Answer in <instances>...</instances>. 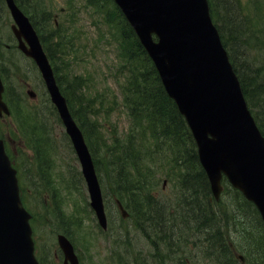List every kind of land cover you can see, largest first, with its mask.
Masks as SVG:
<instances>
[{
	"label": "trees",
	"instance_id": "16d2710c",
	"mask_svg": "<svg viewBox=\"0 0 264 264\" xmlns=\"http://www.w3.org/2000/svg\"><path fill=\"white\" fill-rule=\"evenodd\" d=\"M18 2L36 25L40 21L42 27L48 26L47 17L50 14L46 11L40 13L38 10L42 3H35L33 0ZM104 2L113 4L112 0ZM209 4L214 23L240 78L244 95L264 134V0H209ZM112 12L113 19L108 15L105 16V21L114 28L112 37L116 41L117 53L122 61L120 68L127 75L123 106L133 121L134 130L126 139L128 144L123 145L124 140L118 137L108 146L112 157L106 172L111 175L114 188L117 185L115 194H118L126 207L132 208L141 231H144L158 251L159 240L162 241L167 255L170 256V261L165 264H186L190 261L189 258L186 260L187 251L184 245L189 243L187 232L192 230L198 232L196 235L199 237V244L196 245L200 259H209L212 264H242L235 258L222 229L226 222L240 217L253 226L258 227L261 223L264 229L258 211L239 191L231 187L228 192L234 193L235 197H229V194L221 202L212 199L209 183L199 164L196 144L186 121L178 112L175 103L167 96L152 62L132 28L117 8ZM49 29L45 34L41 33V39L59 74L62 72L59 60L65 61L68 52L61 43L56 46L62 50H56L49 44L48 37L53 35ZM247 49L258 50L260 66H255L248 58ZM57 51L60 53L58 58ZM61 74L59 77L64 79ZM66 85L67 82H63V92H66ZM97 101L105 103L102 98ZM95 102L96 99L90 98L86 100V105L93 107ZM75 107L74 104L71 105L72 114L80 125H87L93 130L89 113H85L82 102ZM30 120L34 119L28 118L27 122ZM147 134L149 138L144 139ZM143 151L148 159L156 152L159 154L158 159L154 157L153 163H145L142 158ZM132 158L134 159L131 160ZM96 163L100 164L98 160ZM144 165L147 168H143ZM162 168L166 169L167 177L178 174V185L183 192L180 201L175 199L174 202H160L153 193H147V198L142 196L145 189L141 183L142 176L136 177L133 170L141 169L142 175L151 183V192L157 185L152 177ZM126 169L131 171L126 172ZM112 174H116V177L113 178ZM224 202L231 204L225 210L220 205ZM63 224L66 225L64 232L69 234V225ZM184 232L186 234L182 235ZM200 234L204 235L206 244L200 240ZM253 248V245L245 248L248 252L245 264H264V240L255 247L257 249Z\"/></svg>",
	"mask_w": 264,
	"mask_h": 264
},
{
	"label": "water",
	"instance_id": "95a60500",
	"mask_svg": "<svg viewBox=\"0 0 264 264\" xmlns=\"http://www.w3.org/2000/svg\"><path fill=\"white\" fill-rule=\"evenodd\" d=\"M114 1L154 62L168 96L185 117L214 194L218 197L221 191L224 173L257 205L264 221V137L251 116L240 81L213 24L208 0ZM6 2L16 24L12 30L19 47L35 60L45 79L81 163L90 205L106 227L101 187L82 133L59 92L29 19L14 0ZM2 92L0 80V114L8 112ZM30 218L19 200L16 171L0 140V264H39L34 256ZM59 242L67 259L78 264L69 241L61 235Z\"/></svg>",
	"mask_w": 264,
	"mask_h": 264
},
{
	"label": "rangeland",
	"instance_id": "374dc122",
	"mask_svg": "<svg viewBox=\"0 0 264 264\" xmlns=\"http://www.w3.org/2000/svg\"><path fill=\"white\" fill-rule=\"evenodd\" d=\"M39 3L42 2L45 6L46 9L51 10V5H54V10L55 13L59 12V9L61 8H66L67 7V0H37ZM102 1V0H101ZM81 5L84 4V1H80ZM33 4V3H32ZM43 4L40 6L43 8ZM76 9L77 12L75 13L74 17L79 19L80 22L78 23V26L80 27V30L82 31L79 33V39L81 40L82 43H84L87 47V53H91V61L88 64L86 62V65H75L74 68L72 67L71 69L75 73H89L91 74V77L89 78L88 85L86 90H89L93 95L97 93L101 94H106L110 100L111 103H113V100H115V97L119 99V93H118V87L116 84V80L113 77V74L110 72H107L104 68V61L112 62L114 58V64H115V57L113 53V48L109 46L107 41L104 43V39L102 41L99 40L97 41L96 36H97V31L94 27V24L91 23V17L87 14V10H84L78 2L76 4V7L73 8ZM58 10V12H57ZM70 11L69 13L72 14V10H67ZM91 9H89L88 13L90 12ZM93 15V14H92ZM98 14H95L94 16H97ZM111 18L113 19V12L111 13ZM70 22V21H68ZM13 25V20L10 15V12L8 11L5 2L3 0H0V45L2 47L1 49V62L5 65V75L8 80L9 86L11 89L15 90L19 96L22 98L21 104L22 106L29 110L31 113L38 115V117L41 119L40 121L45 124L46 128H49V138L50 139H55L56 144H57V151L56 155H54V150L53 147H49L48 153L50 154V149H52L51 154H53L54 157V168L52 169V172L50 174H61L62 179L67 177L68 174H80V166L78 161H75L74 155L71 151L68 150V148H63V136H62V131L64 132V128L59 126L55 116L52 115L53 111L51 107H47L44 110L41 109V100L44 95V84L41 81V77L35 68V66L30 62L29 60L25 59L23 56H21L19 53L16 54L14 50L11 49H6V44H11L13 42V35L11 31V26ZM51 27L50 23L46 27V29H49ZM101 29L102 31L107 30V26L104 24H101ZM52 31V28L49 29V32ZM70 34L73 35V37L76 36L74 30H70ZM79 42V41H78ZM99 44V45H98ZM5 46V48H4ZM101 47L99 50H95L94 53L92 54V50H94L97 47ZM56 49V48H55ZM103 49H105V52L107 55H103ZM56 50H62V49H56ZM251 50V51H250ZM247 49L248 52V58L252 60L255 66H260V63L258 60L259 57L257 56L258 50L254 49ZM60 56V53L57 51V57ZM16 63V64H15ZM16 66V69L13 66ZM99 65L102 66L99 68ZM62 67V66H61ZM64 71H67L65 67H62ZM73 71L68 72L66 75V79L70 80L67 83L72 82H79L78 76L75 77V73ZM72 76L75 77L72 79ZM28 89H33L36 91L38 94V97L35 100L29 99L26 95V91ZM79 91L77 92L80 94L82 100H83V106H86V98H92L91 95H88V91L83 89L81 86H79ZM108 89L111 91L109 94L106 93ZM42 95V98L40 99ZM120 102V101H119ZM114 106V104H113ZM109 106L105 104V107L102 111V108L99 104H94L93 108L97 110L95 114V121L99 123L100 128L98 129H93V132L91 131V128L87 127L85 125V129L89 132L91 135L90 137H93V144H95L96 148L98 149V159L100 162L101 166V174H102V179H103V187L106 192V198L108 199V210H109V217L111 218V221L114 222L113 228L116 230L119 225L116 222L117 219H120V215L115 212V207L114 204L111 200V194H113V190L117 189V185H115L116 188H112V179L110 177V174L106 172L108 170V162L109 158H111V155L109 152L110 149H105V147H108L109 145H112L111 143V133H109V130L113 131V129H117V134L121 137L124 135L128 134V129L129 128V121L128 118L123 111V108L121 106H117L115 111H112L110 115H106V109L108 110ZM28 114H24V112L21 115V125L18 128L17 121H13V118H7L4 120H0V126L3 125V129H0V133L4 135L5 137H8L9 134V129H10V134L12 135L11 137L15 140L14 147L18 150L19 152V160L25 161V167L26 170L23 168V174L28 173V185L29 188L31 189L32 187V173L33 167H32V162L34 163L35 166H37V155H33V153L30 151L29 148H27V141H25V136L33 138L28 126H33V122L30 120L28 124L24 121V118L28 117ZM110 116V118H109ZM37 122H35L36 124ZM4 124H6V127H4ZM25 126V128H24ZM17 130L18 132L16 133ZM15 131V133H14ZM23 134L25 136H23ZM142 136V134H141ZM127 137L125 136L124 139ZM144 139H148L149 135L147 134ZM43 139V138H42ZM157 156V154H156ZM68 157V158H67ZM145 158V155L143 156ZM32 159V162H31ZM130 161V160H129ZM149 162L148 160L146 163ZM131 171L130 169H126V172ZM161 171H158L156 173V181L160 185L162 181L167 180L166 183V189H165V198L167 197L170 201L172 198L176 197V191L174 192L172 189V184L169 182L168 178L165 176ZM37 177V175H35ZM46 178H51L47 174H44ZM174 176V175H173ZM53 177V176H52ZM112 177L115 178L116 174H112ZM175 177V176H174ZM176 179V178H175ZM41 181V180H40ZM61 181V180H60ZM144 184H142L143 186ZM31 186V187H30ZM80 189L82 190V198L85 199V189L80 183ZM160 187L163 189V186L160 185ZM42 189V188H41ZM42 191L43 197L41 200L44 201H50V198L47 197L45 193V187L44 190ZM60 194V201L61 205L58 206L59 209L57 211H52L55 212V217H52V215L48 218H44L43 221L46 225H37V220H36V232L38 231V234L34 235V240L37 241L39 244L40 237H44L43 242L48 243V248L51 250L53 247L56 250V235L57 232H60L59 229L63 230V225L61 219L64 218V220L67 217H74V218H79L80 216L76 215L75 211L77 207H82L81 211V216L83 219V222H80L81 226H79V222L75 224H70L68 226V229L70 232L73 233V237L76 238L77 244L79 246V249L82 252V258L85 262V264H113L112 262L109 261L108 256L109 253L112 250V245L107 239H103L102 236L99 235L97 232L95 225L96 221L93 220V216L89 214L88 210L86 209L84 203L80 200V196L78 195H72V197H68L67 195H64L62 190ZM164 191V189H163ZM49 192V189H47V193ZM28 196L24 195V200L28 206H31L32 204V199ZM57 200H59V197H57ZM229 205L227 202H224L221 204V208L225 210V208H228ZM40 214V207L37 208ZM59 219V220H58ZM133 222V221H132ZM113 224V223H111ZM127 224V223H126ZM241 225V223H239ZM243 225V224H242ZM255 226V225H254ZM124 228V226L122 225ZM256 229L252 226H245L243 225V228L246 229L247 234L248 232H251V234L248 236H243L240 243L243 247H248L249 244L253 245L254 248L263 242L264 240V234L262 233V230H260L259 227L255 226ZM251 229V230H250ZM42 232V233H41ZM128 232V230L123 231ZM81 234V235H79ZM231 239L235 240L239 243V236L240 233L235 229L232 230L230 233ZM86 238L92 242L95 243V246L91 249L89 248V251H84L85 248L81 243V239ZM117 239L119 240V250L117 248L116 251V258H117V253H118V258L120 256L123 257V261L126 262H134L133 264L141 263L143 262L142 259H147L149 263H143V264H151V258L147 255V248L145 246V241L143 239V236L136 232L135 230L131 232V235L128 236H118ZM127 242V243H126ZM190 242V239H189ZM239 243V245H240ZM87 244V243H86ZM42 245V244H41ZM159 245H162V242H159ZM88 246V245H87ZM148 247V246H147ZM192 245L189 244L188 246V252L191 251ZM146 248V249H145ZM253 248V249H254ZM257 249V248H255ZM124 250V252H123ZM126 251L129 253L127 254ZM241 251V250H240ZM193 254L199 255V251L196 248V252H192ZM241 253V252H239ZM242 254V253H241ZM138 259V260H137ZM201 262L198 261V264Z\"/></svg>",
	"mask_w": 264,
	"mask_h": 264
},
{
	"label": "bare ground",
	"instance_id": "6f19581e",
	"mask_svg": "<svg viewBox=\"0 0 264 264\" xmlns=\"http://www.w3.org/2000/svg\"><path fill=\"white\" fill-rule=\"evenodd\" d=\"M251 5V4H250ZM35 18V17H34ZM251 68V67H250ZM237 70V69H236ZM252 76V75H251ZM80 114V113H79ZM261 116V115H260ZM264 126V125H263ZM138 128V127H137ZM68 158V157H67ZM109 166V165H108ZM243 196V195H242ZM183 198V197H182ZM148 201V200H147ZM133 204V203H132ZM151 206V205H150ZM141 213V212H140ZM160 241V240H159Z\"/></svg>",
	"mask_w": 264,
	"mask_h": 264
},
{
	"label": "flooded vegetation",
	"instance_id": "af4514ba",
	"mask_svg": "<svg viewBox=\"0 0 264 264\" xmlns=\"http://www.w3.org/2000/svg\"><path fill=\"white\" fill-rule=\"evenodd\" d=\"M48 257V255H46Z\"/></svg>",
	"mask_w": 264,
	"mask_h": 264
}]
</instances>
